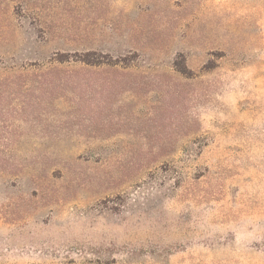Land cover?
<instances>
[{"label": "rangeland", "instance_id": "rangeland-1", "mask_svg": "<svg viewBox=\"0 0 264 264\" xmlns=\"http://www.w3.org/2000/svg\"><path fill=\"white\" fill-rule=\"evenodd\" d=\"M0 264H264V0H0Z\"/></svg>", "mask_w": 264, "mask_h": 264}]
</instances>
